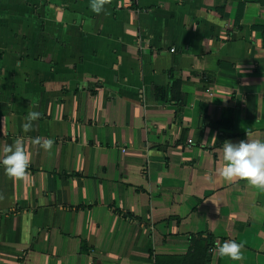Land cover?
<instances>
[{
	"label": "crops",
	"instance_id": "0c3cea01",
	"mask_svg": "<svg viewBox=\"0 0 264 264\" xmlns=\"http://www.w3.org/2000/svg\"><path fill=\"white\" fill-rule=\"evenodd\" d=\"M89 4L0 0V264H264V190L216 171L264 140V0Z\"/></svg>",
	"mask_w": 264,
	"mask_h": 264
},
{
	"label": "clouds",
	"instance_id": "9594fccd",
	"mask_svg": "<svg viewBox=\"0 0 264 264\" xmlns=\"http://www.w3.org/2000/svg\"><path fill=\"white\" fill-rule=\"evenodd\" d=\"M107 0H90L89 7L95 13L104 10ZM210 23L215 21L209 17ZM40 113L29 112L22 124L25 133L32 129L33 122L38 120ZM41 148L48 151L52 148L51 140H37ZM221 159L223 164L217 168V174L226 182L245 180L249 185L264 190V140L247 138L239 142L225 141L222 144ZM30 165V156L22 138L17 137L10 145L0 150V167L10 178H22ZM243 242L226 240L214 245L220 258L239 261L243 258Z\"/></svg>",
	"mask_w": 264,
	"mask_h": 264
},
{
	"label": "trees",
	"instance_id": "16d2710c",
	"mask_svg": "<svg viewBox=\"0 0 264 264\" xmlns=\"http://www.w3.org/2000/svg\"><path fill=\"white\" fill-rule=\"evenodd\" d=\"M172 89L174 90V93L176 94V92L179 91V87H180V82L178 80H174L172 82Z\"/></svg>",
	"mask_w": 264,
	"mask_h": 264
},
{
	"label": "built area",
	"instance_id": "2783aa9c",
	"mask_svg": "<svg viewBox=\"0 0 264 264\" xmlns=\"http://www.w3.org/2000/svg\"><path fill=\"white\" fill-rule=\"evenodd\" d=\"M172 51L174 52V49H172Z\"/></svg>",
	"mask_w": 264,
	"mask_h": 264
}]
</instances>
